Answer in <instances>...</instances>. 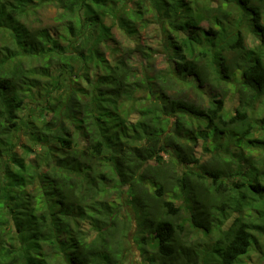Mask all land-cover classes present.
<instances>
[{
  "label": "trees",
  "instance_id": "16d2710c",
  "mask_svg": "<svg viewBox=\"0 0 264 264\" xmlns=\"http://www.w3.org/2000/svg\"><path fill=\"white\" fill-rule=\"evenodd\" d=\"M50 6L54 25L37 26ZM150 20L159 49L117 43ZM263 105L264 0H0V264H130L133 221L150 264L264 260ZM22 132L36 164L16 151ZM164 154L183 171L179 206Z\"/></svg>",
  "mask_w": 264,
  "mask_h": 264
},
{
  "label": "rangeland",
  "instance_id": "374dc122",
  "mask_svg": "<svg viewBox=\"0 0 264 264\" xmlns=\"http://www.w3.org/2000/svg\"><path fill=\"white\" fill-rule=\"evenodd\" d=\"M57 14V8L54 6L46 7L40 12L39 16V22H36L37 26H44V27H51L54 25V18L56 17ZM110 21L108 20V23ZM204 27H206V24H203ZM115 37L117 40V43H122L124 46L130 45L131 47L136 46V41L140 43V45H149L153 47V49H159V45L161 44V35L158 31L157 24L153 23L150 20L149 26L145 28L138 36V39H130L125 37V35L119 30L115 29L114 30ZM247 44L252 47L254 45L258 44V41L254 39V37L249 36L247 37ZM137 61H143V57H141V54L137 55ZM156 63L159 69H165L166 68V61L162 52V49L156 54ZM172 94L174 96H180L183 99H186L188 101H198L199 97L193 90H184V91H179V90H173ZM199 103H201L199 101ZM237 105V100L231 96V94H228L225 99V108L226 112H231L234 110V108ZM260 112H264V105L258 108ZM39 112V110H38ZM20 115H23L22 117L24 118L23 120H27L29 116V110L21 111ZM52 113H49L48 117L51 118ZM30 136L21 133V137L17 141L16 145V151L19 153L20 156L24 157L26 159V163L29 164H36V159H35V153L38 152V147L29 139ZM204 142L200 141L197 146L194 147V155L197 159L200 160V165L203 163L208 164L210 162V159L212 157L211 152L206 151L203 148ZM84 145H81L83 147ZM163 163L159 165V168L163 173L168 172L167 175V182L166 186L164 189V199L168 201H173L176 202V206L181 205L182 200L178 201L176 199L177 193L181 191L179 185H177L175 181V177H180V175L183 173L181 169L178 167H174L173 160L170 157L169 154H164L163 155ZM151 167H158L157 163H150ZM192 167V166H190ZM196 180H193L195 182ZM197 193H200L202 195L201 198L207 203L208 206H211L212 204L216 203L215 199L216 196L214 195V192H205L200 186L196 188ZM125 192V189L123 190ZM184 217H186L184 215ZM187 227V226H186ZM188 228V227H187ZM138 231V226L135 221L132 222L130 226V247L132 249V252L129 254V263L130 264H150L148 263V259L145 256H142V253L138 250L136 243L133 241L136 233ZM181 241L182 244L185 246V248L192 247V244L194 243L189 241V238L187 234L181 235ZM127 247V245H126ZM203 248V245H202ZM147 251L149 256H151V253L153 252L152 249L149 247L147 248ZM153 254V253H152ZM155 255V254H154ZM148 256V255H147ZM246 262L245 264H264V260L259 259L258 254H254L251 258L245 259ZM188 261V257L181 255L179 257V260H173L171 264H185V262ZM153 264H163L160 260L158 262L153 263Z\"/></svg>",
  "mask_w": 264,
  "mask_h": 264
}]
</instances>
